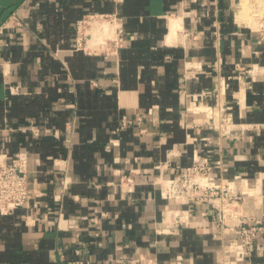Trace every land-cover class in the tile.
Wrapping results in <instances>:
<instances>
[{"label":"crops","instance_id":"obj_1","mask_svg":"<svg viewBox=\"0 0 264 264\" xmlns=\"http://www.w3.org/2000/svg\"><path fill=\"white\" fill-rule=\"evenodd\" d=\"M239 2L0 0V157L23 152L32 189L0 212V264H264V231L237 255L207 202L164 214L202 158L264 223V42ZM104 12L124 45L75 50L76 20Z\"/></svg>","mask_w":264,"mask_h":264},{"label":"built area","instance_id":"obj_2","mask_svg":"<svg viewBox=\"0 0 264 264\" xmlns=\"http://www.w3.org/2000/svg\"><path fill=\"white\" fill-rule=\"evenodd\" d=\"M256 23L248 25L257 32L264 42V14H252ZM255 27H258L255 29ZM125 43L122 18L116 12L88 13L78 18L74 28V49L86 54H115ZM132 123L123 116L119 128ZM140 131H143L140 128ZM27 158L23 152L14 154L6 161L0 157V212H7L21 207L28 202L32 189L26 179ZM126 183L132 177H125ZM241 192L229 182H222L217 172L209 171L208 163L202 158L194 159L191 164L180 170V173L168 180L165 192L166 203L164 214L172 222H181L178 215L180 200L207 202L213 211L215 224L224 230L232 241L237 255H243L264 231V223L255 220L249 222L242 217L236 208ZM231 237V238H232ZM125 264H141L140 259L126 261ZM147 264V263H143Z\"/></svg>","mask_w":264,"mask_h":264},{"label":"rangeland","instance_id":"obj_3","mask_svg":"<svg viewBox=\"0 0 264 264\" xmlns=\"http://www.w3.org/2000/svg\"><path fill=\"white\" fill-rule=\"evenodd\" d=\"M241 5H243L242 7L244 9L242 16L244 19L242 21L250 26L256 23V19L252 17V14H264V0H240L238 7H240ZM12 24L15 25V23ZM257 28L258 27H255V29Z\"/></svg>","mask_w":264,"mask_h":264},{"label":"bare ground","instance_id":"obj_4","mask_svg":"<svg viewBox=\"0 0 264 264\" xmlns=\"http://www.w3.org/2000/svg\"><path fill=\"white\" fill-rule=\"evenodd\" d=\"M243 3H244V2H243ZM242 6H243V5H242ZM242 6H241L240 9L238 10V14H239V15H238V18H241V19H243L242 16H243V11H244V9H243ZM236 17H237V16H236ZM238 18H237V20H238ZM171 19H174V18H171ZM171 19H170V20H171ZM245 19H246V18H245ZM176 21H177V20H176ZM176 21H175V22H176ZM170 22H171V21H170ZM171 23L173 24V21H172ZM175 24H178V23H175ZM179 24H180V23H179ZM178 28H180V27L178 26ZM178 28L174 29V31L177 30ZM177 31H178V30H177ZM172 32H173V30H172ZM174 35H176V34H174ZM169 36H170V33H169ZM168 38H169V37H168ZM171 38H172V37H171ZM171 38H170V39H171ZM175 38H176V37H175ZM175 38L173 39L174 41L176 40ZM170 39H169V40H170ZM173 40H172V42H173ZM170 41H171V40H170Z\"/></svg>","mask_w":264,"mask_h":264}]
</instances>
